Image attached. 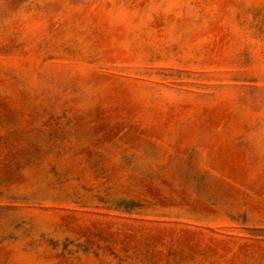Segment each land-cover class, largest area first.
<instances>
[{"label": "rangeland", "instance_id": "1", "mask_svg": "<svg viewBox=\"0 0 264 264\" xmlns=\"http://www.w3.org/2000/svg\"><path fill=\"white\" fill-rule=\"evenodd\" d=\"M0 264H264V0H0Z\"/></svg>", "mask_w": 264, "mask_h": 264}]
</instances>
